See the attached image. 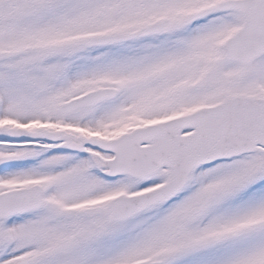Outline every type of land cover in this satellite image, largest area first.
I'll list each match as a JSON object with an SVG mask.
<instances>
[{
    "label": "snow or ice",
    "instance_id": "6c2138e0",
    "mask_svg": "<svg viewBox=\"0 0 264 264\" xmlns=\"http://www.w3.org/2000/svg\"><path fill=\"white\" fill-rule=\"evenodd\" d=\"M0 264H264V0H0Z\"/></svg>",
    "mask_w": 264,
    "mask_h": 264
}]
</instances>
